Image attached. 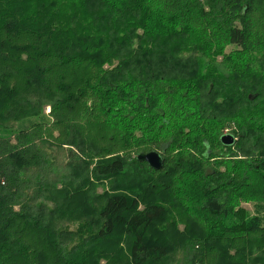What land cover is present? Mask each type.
Instances as JSON below:
<instances>
[{"label":"trees","instance_id":"trees-1","mask_svg":"<svg viewBox=\"0 0 264 264\" xmlns=\"http://www.w3.org/2000/svg\"><path fill=\"white\" fill-rule=\"evenodd\" d=\"M253 202L264 0H0V264H264Z\"/></svg>","mask_w":264,"mask_h":264},{"label":"rangeland","instance_id":"rangeland-1","mask_svg":"<svg viewBox=\"0 0 264 264\" xmlns=\"http://www.w3.org/2000/svg\"><path fill=\"white\" fill-rule=\"evenodd\" d=\"M231 49H232V47H228L226 49V52L230 51ZM46 108L44 109V113H45L46 116H48V111H46ZM224 133L225 134L232 133V130H226V129H224L221 134H224ZM214 153H222V152L219 149H217V150H215ZM128 159H129V161L133 160L134 159V155L132 156L131 159L130 158H127V160ZM129 163H131V162H129ZM118 183H120V182H118ZM98 192L99 193H102V189L99 188L98 189ZM104 192L110 193L107 184L104 185ZM242 208H244L250 214V216H252V217H258L261 220V224L264 226V204H257V202H253V203H243L242 204ZM75 228H76V226H72L71 227V230H74ZM180 228H182V226H180ZM121 237H123V235L117 234V235L114 236L113 239H107V240L103 241V243L100 244V248H105V247L110 246L111 244L115 243ZM96 243L98 245V242H96ZM116 244H118V243H115V245ZM119 247L120 248L125 247V244L123 242H120L119 243ZM98 248H99V246H98ZM102 251H104V250H102ZM118 251H120V250H118ZM230 253L233 254L234 253V250L231 249L230 250Z\"/></svg>","mask_w":264,"mask_h":264},{"label":"water","instance_id":"water-1","mask_svg":"<svg viewBox=\"0 0 264 264\" xmlns=\"http://www.w3.org/2000/svg\"><path fill=\"white\" fill-rule=\"evenodd\" d=\"M220 142L224 146H231L234 144V138L230 134L222 135ZM136 160L146 163L152 170L159 171L162 169L163 160L160 154L156 151H149L147 153H139L136 155Z\"/></svg>","mask_w":264,"mask_h":264}]
</instances>
